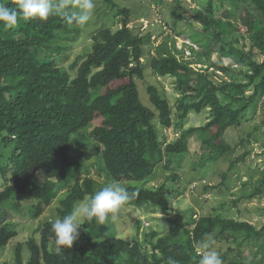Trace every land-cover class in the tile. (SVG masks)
I'll use <instances>...</instances> for the list:
<instances>
[{"label":"trees","instance_id":"16d2710c","mask_svg":"<svg viewBox=\"0 0 264 264\" xmlns=\"http://www.w3.org/2000/svg\"><path fill=\"white\" fill-rule=\"evenodd\" d=\"M230 1L229 15H236L239 9L249 11L246 24L250 31L255 30L251 38L264 54V0ZM104 2L117 6L115 0ZM217 3L207 0L206 5L187 10L189 15L184 12L186 6L182 0H175L171 7L172 18L176 19L174 28L182 21L189 26L196 22L203 31L193 29L192 39L202 47H208L213 37L227 42L222 47L229 49L228 55L247 67L246 72L241 70L242 77L234 75L231 66L214 62L211 67L215 73L222 71L229 76L216 81L210 73L193 70L190 65L194 60L181 59L173 51L156 56L145 53L144 45L151 44L152 34L136 33L128 26L129 8L119 7L124 15L122 27L117 30L103 27L92 36L91 51L74 63L77 72L73 79L58 65L54 56L57 48L50 47L57 32H69L72 24L59 16L49 17L47 21L20 19L12 28L0 23V136L4 135L3 143L16 140L12 155L0 164V175L6 183L0 190V254L18 234L14 223L5 219L8 211L3 210L4 203L14 198V194H28L37 201L32 216L38 218L43 214L75 169L76 162L70 155L74 135L79 140L90 135L100 144V163L111 180L143 183L125 186L131 196L126 204L142 207L151 203L154 212L161 210L163 214L171 210L173 192L181 194L179 188L168 182L157 186L144 183L155 180L159 166L165 170L172 168L175 160L190 150V135L198 134L201 140L200 165L216 162L235 150L226 141L225 133L228 128L241 125L246 113L264 95V59L256 60L252 53L247 54L229 41L228 36L236 26L216 16L225 0L220 2L223 6ZM0 5L15 6L14 0H0ZM214 26L217 33L211 29ZM144 55L150 56L142 60ZM147 69L162 76H176L178 90L185 93L179 102L183 119L190 111L210 108V120L164 144L154 120L158 112L161 126L171 127L172 108L156 85H149L148 92L157 112L140 99L136 78H143ZM190 96L197 100L186 102ZM98 118L101 123L89 132ZM245 156L246 153L238 156L232 165ZM167 178V181L177 180L174 174ZM95 184L96 180L88 176L71 185L60 201L59 217L91 196ZM263 188L264 178L255 193H262ZM53 222L44 221L39 229V241L31 237L26 242L30 250L28 264H168L169 258L176 264H198L196 245L216 232L226 233L227 239L238 244L237 255H231L233 246L220 255L223 264H253L240 250L246 243L256 245L263 239L259 250H264V226L257 230L247 221L215 214L175 223L166 234L146 231L144 240L137 238L133 242L111 234L109 224L98 225L94 220L82 225L79 238L71 248L57 254L52 248ZM16 264H23L20 246Z\"/></svg>","mask_w":264,"mask_h":264},{"label":"rangeland","instance_id":"374dc122","mask_svg":"<svg viewBox=\"0 0 264 264\" xmlns=\"http://www.w3.org/2000/svg\"><path fill=\"white\" fill-rule=\"evenodd\" d=\"M217 1V5L221 4V0ZM115 2L117 6L113 7L106 4L104 0H95L91 19L85 25L73 23L69 32H57V38L50 43L51 48H57L58 53H55L54 56L58 65L63 71L69 72L71 79L76 76L77 72L76 66H74L75 61L78 58L79 61L84 59L92 49V36L103 27H109L112 30L122 27L121 19L124 15L119 7L129 8V23L133 31L144 35L148 32L152 34L151 44L144 45L145 53L156 56L168 50L173 51L181 59L194 60L190 65L193 70L210 73L216 81H220L222 78L228 79L229 76L222 71L215 73L214 67H211L214 62L231 66L236 76H241V70L243 73L247 71L244 63H238L234 57L228 55L229 49L222 47L227 42L222 41L221 38H211L208 47H202L200 43H196L192 39L193 29L203 31L199 23L195 22L189 26L188 23L182 21L174 28L176 19L172 18L171 7L175 4V0H115ZM182 2L186 6L184 12L190 15L187 10L206 5L207 0H182ZM221 5L223 6V4ZM231 7V1L225 0L223 8L216 11L217 17H222L225 22H231L236 26L235 29L233 27L232 34L228 36L229 41L247 54L252 53L256 60L263 61L264 54L251 38L255 30L250 31V26L246 24L249 11L239 9L236 15L231 16L229 15ZM211 29L218 32V28L215 26ZM205 51L210 53L209 56L203 55L202 52ZM149 56L144 55L142 60H147ZM136 82L140 99L154 111L156 109L149 101V85H156L170 102L172 126L162 127L157 111L154 120L159 137L164 144L177 140L189 128L204 126L210 120V108L200 112L190 111L184 119L182 118L179 102L185 93L178 90L176 76H162L147 69L144 77L136 78ZM249 93L250 91H248ZM222 97L224 96L222 95ZM196 100L190 96L187 97L186 102ZM100 123L101 119L99 118L93 121L89 132ZM85 133L87 134V131ZM3 136H0V164L8 161L16 145V140L3 143ZM85 137V139L79 140L78 136L74 135L72 138L70 155L71 159L76 162L75 169L70 173L66 184L52 204L45 208L43 214L38 218L32 216L36 200L28 194H14L15 199L12 198L4 203L3 210L8 211L5 219L14 223L18 235L3 249L0 264H16V248L19 244H23L21 245L23 264H28L30 250L25 242L31 237H35L39 241L41 235L39 229L44 221L47 219L55 221L60 218L57 211L60 201L65 198L70 186L77 180L82 181L88 176L95 179V191L112 181L107 177L100 163V144L90 135H85ZM225 139L235 147V150L220 157L216 162L208 161L204 165H200L202 158L199 159V157L203 152L201 140L198 134L190 135L188 138L190 150L180 159L175 160L172 168L165 170L159 166L156 170L155 180L144 183L147 186H157L168 182L173 185V188H179L178 192L181 194L173 192L171 210L163 214L161 210L154 212L155 209L151 203L142 207L124 204L118 214V219L114 222H107L111 234L131 242L137 238L142 241L146 231L158 230L160 233L166 234L175 223H185L197 220L201 216L215 214L247 221L253 224L257 230L261 229L264 226V188L262 193L255 192L261 179L264 178V95L261 96L254 108L246 113L241 125L227 129ZM244 153H246L245 159L232 165V162ZM171 174L176 175L177 180L167 181V177ZM119 183L123 186L143 185L138 181ZM5 186L4 178L0 175V190H3ZM90 197L87 196L86 199ZM147 224H150V227H147ZM212 237V247L220 255L228 252L232 246L234 250L231 255L238 254V244H233L232 239H227L226 233L216 232L212 234ZM262 241L263 239L256 245L255 243H246L241 246L240 250L244 251V257L248 262L264 264V250H259ZM52 248L54 249V244Z\"/></svg>","mask_w":264,"mask_h":264},{"label":"clouds","instance_id":"9594fccd","mask_svg":"<svg viewBox=\"0 0 264 264\" xmlns=\"http://www.w3.org/2000/svg\"><path fill=\"white\" fill-rule=\"evenodd\" d=\"M14 5V7L0 5V23H3L5 28H12L20 19L47 21L52 16H59L68 24L82 26L91 19L95 0H14ZM130 25L129 23L128 26L131 27ZM130 199L126 187L112 180L95 191L90 198L78 203L68 214L55 219L51 224L55 253L61 254L65 249L71 248L78 240L79 230L85 223L95 220L98 225H107V222L116 221L122 206ZM212 242L213 237L209 234L196 245L198 264H223L219 252L212 247ZM21 245L23 244H19L17 248L19 246L21 248ZM168 264H176V261L169 258Z\"/></svg>","mask_w":264,"mask_h":264}]
</instances>
